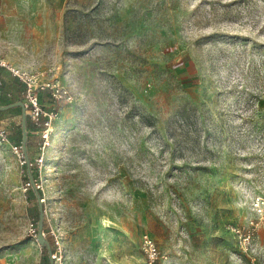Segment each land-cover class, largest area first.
Masks as SVG:
<instances>
[{"label":"rangeland","instance_id":"rangeland-1","mask_svg":"<svg viewBox=\"0 0 264 264\" xmlns=\"http://www.w3.org/2000/svg\"><path fill=\"white\" fill-rule=\"evenodd\" d=\"M0 57L47 83L25 133L53 264H145V234L153 264H264V0H47L41 26L0 7ZM23 87L0 112V264H48L10 140L38 116Z\"/></svg>","mask_w":264,"mask_h":264},{"label":"trees","instance_id":"trees-1","mask_svg":"<svg viewBox=\"0 0 264 264\" xmlns=\"http://www.w3.org/2000/svg\"><path fill=\"white\" fill-rule=\"evenodd\" d=\"M6 76H9V75L0 74V100H1L0 105L5 106V105L10 104V106L8 108H0V112L5 111V110H11L14 108H22L21 105L14 104L17 101H20L22 103V105L24 104V101H21L19 98H15V99L11 98L20 89L22 90L24 88L23 83L21 82V80L18 77L8 78ZM4 88H7L8 91L5 90ZM6 93L9 94L10 100H8V101H6V99H5V97L7 96ZM49 96H50V94H49ZM50 97L52 98V96H50ZM41 99H42V96L39 93L37 96V100L41 101ZM194 112H195L194 108L187 107L185 105V106L181 107L179 110H177L176 114L174 115L173 121H174V123L177 124L176 126L178 128H181V129L185 130V133H188L190 127L193 124V120H195V117H194L195 113ZM47 118L48 117L43 116L41 111L38 113L37 118L33 121H31L30 115H28V116L24 115V117H23V115L21 114L19 116V120L17 122L18 130L15 132V135H14L16 137V139L13 140L12 137L10 139L13 145L20 146L21 151H22V156L26 161V163L24 165L25 166V179L27 180L28 185L31 186L32 194H33V197L35 198V202L37 205L35 210L31 212L32 217L36 219L35 220L36 229H38V224H39V215H40L39 207H41V203H40L39 199L41 198V196H40V192L37 189H35V186H34V177L31 175V172H30V170H31L30 165L32 163H31L30 156L28 153V148H29L30 144L32 142H34V140H32L34 137H33V135L31 136V135H28L26 133L23 134V127H24V129L28 128L30 131L33 128L38 129V135L37 136L39 138V141H41L42 140V137L40 135L41 130L46 127L45 123L47 122ZM141 119L144 120L145 123L149 127L154 129V121L151 119V117L149 115L143 114ZM171 130L172 129L168 126V128L166 129V133H168L169 136L172 137L174 135L171 132ZM41 223L43 226L42 219H41ZM53 244H54L53 241H50L46 238H45L44 243L42 244V249L44 250V252H43L44 258L46 259V262L48 261V264L52 263V258L50 257V253L53 250Z\"/></svg>","mask_w":264,"mask_h":264},{"label":"built area","instance_id":"built-area-1","mask_svg":"<svg viewBox=\"0 0 264 264\" xmlns=\"http://www.w3.org/2000/svg\"><path fill=\"white\" fill-rule=\"evenodd\" d=\"M0 67L6 68L7 70L11 71L14 75H16L22 83L25 85V92L26 97L30 104L33 106V110L35 111V115L38 113V106H37V96L33 94L34 90L39 87L40 89H44L47 87V83H38L37 76L29 71L23 70L19 67H13L6 63L5 61L0 59ZM17 152V148L20 146L13 147ZM22 153V151H21ZM23 162L26 163L25 159L23 158ZM143 248L146 252V263L145 264H153L158 259V250L156 249L155 243L151 237L147 234L143 235L142 237Z\"/></svg>","mask_w":264,"mask_h":264},{"label":"crops","instance_id":"crops-1","mask_svg":"<svg viewBox=\"0 0 264 264\" xmlns=\"http://www.w3.org/2000/svg\"><path fill=\"white\" fill-rule=\"evenodd\" d=\"M0 7L19 10L25 23L38 24L39 26L47 23V0H0ZM0 59L10 65L5 59L1 57Z\"/></svg>","mask_w":264,"mask_h":264},{"label":"water","instance_id":"water-1","mask_svg":"<svg viewBox=\"0 0 264 264\" xmlns=\"http://www.w3.org/2000/svg\"><path fill=\"white\" fill-rule=\"evenodd\" d=\"M14 104H19V105H21L23 107V105H22V103L20 101H17ZM9 106H10V104L5 105V106H0V108H8ZM24 115L25 114L23 113V117H24ZM23 134H25L24 127H23ZM39 210H40V215H39V224H38V232L36 234V240L39 243V245H42L44 243V241H45V238H44L43 233H42V223H41L43 212H42V208L41 207H39Z\"/></svg>","mask_w":264,"mask_h":264},{"label":"bare ground","instance_id":"bare-ground-1","mask_svg":"<svg viewBox=\"0 0 264 264\" xmlns=\"http://www.w3.org/2000/svg\"><path fill=\"white\" fill-rule=\"evenodd\" d=\"M103 222H104V225H105V226H108V224H107V223H108V220H107V219L103 220ZM108 228H109V227H108Z\"/></svg>","mask_w":264,"mask_h":264}]
</instances>
